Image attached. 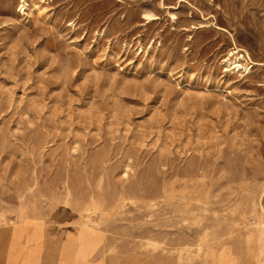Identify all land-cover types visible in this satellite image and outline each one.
<instances>
[{"label": "rangeland", "instance_id": "obj_1", "mask_svg": "<svg viewBox=\"0 0 264 264\" xmlns=\"http://www.w3.org/2000/svg\"><path fill=\"white\" fill-rule=\"evenodd\" d=\"M262 210L264 0H0V264H264Z\"/></svg>", "mask_w": 264, "mask_h": 264}, {"label": "crops", "instance_id": "obj_2", "mask_svg": "<svg viewBox=\"0 0 264 264\" xmlns=\"http://www.w3.org/2000/svg\"><path fill=\"white\" fill-rule=\"evenodd\" d=\"M262 209V208H261ZM262 212L264 213V211L262 210ZM8 227H4L2 230H0V238L6 236V235H11L10 231H7ZM261 230L264 232V223L262 224V228ZM4 235V236H3ZM40 236H42V234L38 231L37 233H32L31 236V240H37ZM11 239V237H10Z\"/></svg>", "mask_w": 264, "mask_h": 264}, {"label": "bare ground", "instance_id": "obj_3", "mask_svg": "<svg viewBox=\"0 0 264 264\" xmlns=\"http://www.w3.org/2000/svg\"><path fill=\"white\" fill-rule=\"evenodd\" d=\"M21 6H22V5H21ZM241 56H242V55H241ZM226 62H227V65H229V66L232 67V68H237V69L241 68L240 63H239L238 60H236L235 58H234V60L226 61Z\"/></svg>", "mask_w": 264, "mask_h": 264}]
</instances>
